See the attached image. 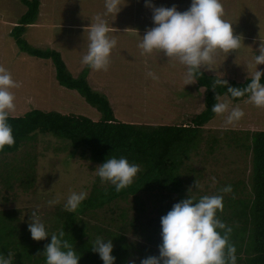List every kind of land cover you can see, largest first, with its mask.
Listing matches in <instances>:
<instances>
[{"label": "rangeland", "instance_id": "374dc122", "mask_svg": "<svg viewBox=\"0 0 264 264\" xmlns=\"http://www.w3.org/2000/svg\"><path fill=\"white\" fill-rule=\"evenodd\" d=\"M151 2L157 7L176 6L180 11L190 5V0ZM121 4L123 6L116 16H103L104 0H41L36 24L27 29L24 37L32 47L57 50L68 71L73 77H78L88 68L81 64V56L86 51L83 28L91 22L90 18L94 19L100 14L110 27L109 36L115 38L117 44L111 52L106 71L88 68L87 83L90 88L104 95L115 115L123 121L176 124L191 120L204 109L205 89L198 86L196 81L185 85V69L179 61L168 62V57L155 50L151 54H141L137 44L147 28L152 26V10L146 6L145 0H121ZM221 4L223 18L233 23L235 34L249 35L252 28V33L256 32L258 36L259 30H263L264 0H221ZM25 11L26 6L20 0H0V66L8 69L17 82V87L11 89L15 109L10 115L20 116L40 109L45 112L76 113L96 119L99 113L78 92L58 84L51 60L39 59L20 51L10 36V30ZM256 14L261 17H256ZM243 36L238 50H231L225 56L223 51L215 53L216 69L202 70L236 81H243L249 72L256 71V66L252 64L254 50H249L246 44L250 39L244 40ZM252 44H259V39H254ZM219 67L221 69H217ZM257 68L264 72V64ZM149 71L159 79H151L147 75ZM221 98L228 99L226 95ZM236 106L244 111L240 120L226 124V114L217 115L206 129V136L209 133L218 138L215 149L210 152L204 142L199 152L192 153L186 161L183 176L190 180L185 195L199 198L201 195L221 194V187L233 186L238 182L241 186L236 191V197L249 194L252 156L237 146L236 137L243 130H264V108L254 106L248 99L240 103L229 100V109ZM228 130H232L233 134H229ZM245 141L243 137L242 142ZM96 167L70 142L50 134H38L35 140L19 151L0 155V210H16L20 223L26 226L30 222V212L37 210L41 220L51 230L54 212L59 208L64 209L65 198L71 191L85 190L89 196L98 177L93 172ZM22 169H27L34 176L32 188L25 190L19 186L17 176ZM10 173L15 177L7 185L4 181L10 177ZM211 177H215V182ZM98 182L100 188L111 185L107 181L101 182L100 178ZM222 195L226 198L234 196V193ZM53 199L57 202L50 205L48 201ZM144 199L149 211L153 205L154 209L157 207L153 202H156L154 197ZM178 201L174 195L168 204L173 205ZM131 203L129 199L128 203L118 201L106 205L87 212L84 219L93 226H106L109 218L115 217V212L129 208Z\"/></svg>", "mask_w": 264, "mask_h": 264}, {"label": "trees", "instance_id": "16d2710c", "mask_svg": "<svg viewBox=\"0 0 264 264\" xmlns=\"http://www.w3.org/2000/svg\"><path fill=\"white\" fill-rule=\"evenodd\" d=\"M20 1L26 6V11L9 33L20 51L39 59L51 60L58 84L78 92L99 115L93 119L76 113L63 114L40 109L20 116L10 115L14 143L0 149V155L19 151L35 140L38 134H50L70 142L90 163L99 165L111 155H123L129 162L138 164L140 167L132 183L120 191H116L112 184L100 188L97 177L91 193L75 211L59 208L54 212L50 231L65 230L64 238L69 240L80 256L79 264H103L91 247L97 236L112 239V254L116 257L114 264H127L130 259H135L139 264L141 258L158 256L160 217L172 207L168 202L174 195L179 201L188 196L184 194L190 180L183 176L186 161L192 153L199 152L204 142L210 152L219 142L214 134L211 136L208 133L206 136L209 123L217 116L211 111L216 94L220 97L226 95L233 103L245 101L247 94L233 98L227 93V84L213 89V81L222 76L201 69L196 82L206 91L205 104L204 109L191 120L176 124L123 121L115 115L108 99L88 85V68L80 76L73 77L57 50H41L26 41L24 34L36 24L41 0ZM226 54L224 52L223 55ZM222 78L236 87L248 83V77L243 81ZM227 132L233 134L232 130ZM239 133L237 146L252 156L250 192L237 198L236 191L241 183L233 185L231 193L234 196L223 198V209L217 215L232 228L229 241L235 246L236 264H264V130H243ZM243 137L245 142H242ZM233 139L235 141V137ZM9 176L4 181L7 185L15 177L13 173ZM34 180L27 169L18 172L17 182L21 188H32ZM144 197H154L156 202L152 201L157 207L154 209L153 205L149 211ZM129 199L132 200L129 208L115 212V217H110L106 226H93L84 219L89 211L118 201L128 203ZM160 203L163 205L158 206ZM49 241L50 237L40 241L32 239L28 227L20 223L16 210H0V253L8 255L11 252L12 264H45L42 252Z\"/></svg>", "mask_w": 264, "mask_h": 264}, {"label": "clouds", "instance_id": "9594fccd", "mask_svg": "<svg viewBox=\"0 0 264 264\" xmlns=\"http://www.w3.org/2000/svg\"><path fill=\"white\" fill-rule=\"evenodd\" d=\"M152 10V26L147 28L137 47L141 54H151L154 50L168 57V62L179 61L184 66L183 79L185 85L195 82L202 68L216 69L215 53H229L238 50L241 36L234 34L233 23L223 18L221 0H190L187 9L180 11L176 6H154L151 0H145ZM121 0H104L103 16L116 14L122 8ZM103 16L98 14L83 28L86 51L81 56V64L92 70L108 69L110 56L117 41L109 36L110 27ZM258 50L252 57L256 71L249 72L248 83L243 87L231 86L221 78L213 81L216 86L227 84V93L233 98L247 94L248 102L258 108H264V72L257 66L264 64V34L258 35ZM147 75L158 80L159 77L149 71ZM17 87L8 69L0 66V149L14 143L13 129L9 117L15 109V97L11 89ZM216 115H224L225 123L232 124L244 116L239 106L229 109V100L218 94L211 106ZM139 165L129 162L127 157L111 155L97 165L93 171L101 182L111 183L116 191H120L132 183L139 170ZM215 182V177H211ZM196 187H198L196 181ZM232 191V186L224 185L219 193L192 195L174 203L166 214L160 217L161 243L158 245V256L149 255L141 258L139 264H236L235 246L230 243L232 228L226 225L217 215L223 209L222 193ZM87 191H71L65 198L64 209L75 211L87 198ZM55 199L49 200L50 205ZM27 227L31 238L37 241L50 237L43 249L45 264H79L73 245L65 239V230L50 231L41 220L37 210L30 212ZM92 251L97 253L103 264H114L112 239L97 236L92 241ZM12 253H0V264H12ZM127 264H137L130 259Z\"/></svg>", "mask_w": 264, "mask_h": 264}, {"label": "crops", "instance_id": "0c3cea01", "mask_svg": "<svg viewBox=\"0 0 264 264\" xmlns=\"http://www.w3.org/2000/svg\"><path fill=\"white\" fill-rule=\"evenodd\" d=\"M256 17H261V15L259 14V15H255ZM242 20H245L246 22H249V20L248 19H242ZM16 24V23H15ZM254 26V25H253ZM31 27V26H30ZM29 27V28H30ZM251 28V27H250ZM257 29V28H256ZM263 30H261V32H263L264 33V27L262 28ZM253 31H252V28L250 29V34L248 35V34H244V33H241V35H244L243 37L245 38L244 40H252L251 41V43H249L250 42V40H249V42H247L246 44L248 45L247 46V48L249 47V50H254V53H255V51H257L258 50V45L259 44H252V42H253V40L254 39H257L258 38V36H257V33L255 32L254 34L252 33ZM259 32H260V30H259ZM235 34V33H234ZM237 35V34H236ZM241 35H239V36H241ZM257 37V38H256ZM247 48H243V50H245V49H247ZM253 52V51H252ZM248 54H249V52H248ZM239 56H240V54H239ZM252 57H253V54H252ZM262 66H263V64H262Z\"/></svg>", "mask_w": 264, "mask_h": 264}]
</instances>
